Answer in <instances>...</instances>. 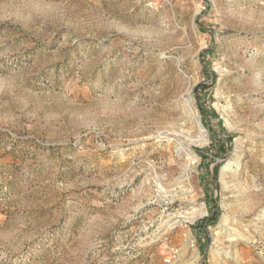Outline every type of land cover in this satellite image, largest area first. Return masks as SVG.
<instances>
[{
	"label": "rangeland",
	"instance_id": "1",
	"mask_svg": "<svg viewBox=\"0 0 264 264\" xmlns=\"http://www.w3.org/2000/svg\"><path fill=\"white\" fill-rule=\"evenodd\" d=\"M0 264H264V0H0Z\"/></svg>",
	"mask_w": 264,
	"mask_h": 264
},
{
	"label": "built area",
	"instance_id": "2",
	"mask_svg": "<svg viewBox=\"0 0 264 264\" xmlns=\"http://www.w3.org/2000/svg\"><path fill=\"white\" fill-rule=\"evenodd\" d=\"M176 254H177L176 250L170 249L169 252H168V255L164 258V262L169 263L170 260H171V257L176 255Z\"/></svg>",
	"mask_w": 264,
	"mask_h": 264
}]
</instances>
